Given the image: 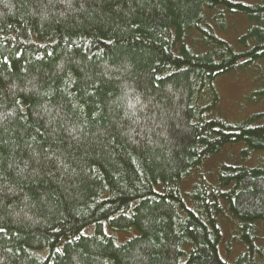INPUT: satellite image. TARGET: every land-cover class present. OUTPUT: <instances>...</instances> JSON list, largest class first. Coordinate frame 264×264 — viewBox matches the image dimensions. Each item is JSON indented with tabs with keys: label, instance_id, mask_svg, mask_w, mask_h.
<instances>
[{
	"label": "trees",
	"instance_id": "1",
	"mask_svg": "<svg viewBox=\"0 0 264 264\" xmlns=\"http://www.w3.org/2000/svg\"><path fill=\"white\" fill-rule=\"evenodd\" d=\"M0 229V264H264V0H0Z\"/></svg>",
	"mask_w": 264,
	"mask_h": 264
},
{
	"label": "rangeland",
	"instance_id": "2",
	"mask_svg": "<svg viewBox=\"0 0 264 264\" xmlns=\"http://www.w3.org/2000/svg\"><path fill=\"white\" fill-rule=\"evenodd\" d=\"M230 25L231 35H233L234 32L238 34L245 28L246 19L241 17L234 18ZM256 77V73L254 74L248 70H241L231 73L229 76H226L220 80L219 84L222 92V106L223 108H227V111L230 113V115L232 113L234 115L235 113H238V102L243 100L244 95H247L246 92L249 91L251 87H258L260 85L261 82L257 81ZM235 149L238 151V148ZM226 156L227 155L223 154L222 156L217 157L225 159ZM237 158L238 154L236 153L232 159L236 160ZM218 162L220 161L217 159H210L207 163H205L202 170L204 172H211L216 169ZM214 174V171L211 174L208 173L207 177H211Z\"/></svg>",
	"mask_w": 264,
	"mask_h": 264
},
{
	"label": "snow or ice",
	"instance_id": "3",
	"mask_svg": "<svg viewBox=\"0 0 264 264\" xmlns=\"http://www.w3.org/2000/svg\"><path fill=\"white\" fill-rule=\"evenodd\" d=\"M0 231H3V229H0Z\"/></svg>",
	"mask_w": 264,
	"mask_h": 264
}]
</instances>
